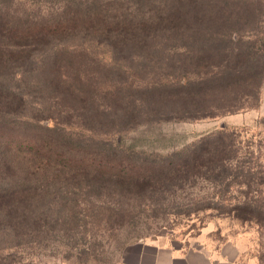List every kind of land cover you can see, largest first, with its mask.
<instances>
[{
    "label": "rangeland",
    "instance_id": "rangeland-1",
    "mask_svg": "<svg viewBox=\"0 0 264 264\" xmlns=\"http://www.w3.org/2000/svg\"><path fill=\"white\" fill-rule=\"evenodd\" d=\"M93 1L97 5L105 3ZM109 1L107 7L113 15L141 20L154 16L155 22L174 20L179 13L188 21V15L191 20L198 11L192 8L191 0ZM87 2L0 0V5H5L14 20L49 21L66 5L85 8ZM220 3L228 11L245 14L234 27V40L248 35L257 42L264 41V0ZM159 32L161 35L154 39L159 42L154 57L121 52L109 40L70 39L78 51L74 75L91 86L96 118L106 122L98 131L79 123L83 118L78 107L71 108L47 94L43 98L32 95L26 114L35 117L40 113L50 118L57 135L71 136L81 143V156L99 153L102 158L129 157L133 172L127 174L133 179L223 126L237 129L236 161L224 171L225 179L168 178L141 190L120 189L113 181L81 180L76 186L63 182L52 189L64 196L56 205L59 225L46 230H0V264H116L133 246L157 242L203 249L211 258L210 264H264V85L257 107L253 108L256 101H250L252 109L234 114L189 119L182 108L171 106L157 113L143 101L145 90L170 89L180 81L196 78L194 71L180 61L184 38L168 33L162 26ZM215 39L206 31L187 46L201 51ZM71 120L78 124L70 125ZM110 166L107 173L113 174L120 167L116 161ZM137 179L143 185L149 183Z\"/></svg>",
    "mask_w": 264,
    "mask_h": 264
},
{
    "label": "trees",
    "instance_id": "trees-1",
    "mask_svg": "<svg viewBox=\"0 0 264 264\" xmlns=\"http://www.w3.org/2000/svg\"><path fill=\"white\" fill-rule=\"evenodd\" d=\"M87 1L85 8L66 5L49 21L14 20L5 5H0V230L55 229L59 225L56 205L64 196L52 189L63 182L76 186L81 180L113 181L120 189L141 190L168 178L218 181L225 179L224 171L236 161L238 130L226 127L161 160L162 165L145 170L147 174L135 175L150 184L143 185L137 178H134L137 182L127 181L134 180L127 174L133 172L129 157L120 160L102 158L99 153L78 154L81 143L70 135L68 138L57 135L58 129L50 125V118L40 113L35 117L26 114L32 95L38 98L48 95L71 108L78 107L83 118L79 123L86 129L98 131L104 127L106 122L96 118L91 86L74 75L78 51L70 39L109 40L121 52L150 56L158 51L159 42L154 39L161 35L162 26L168 33L184 38L180 61L186 69L194 71L196 78L180 81L170 89L145 90L143 101L147 106L157 113L169 106L182 108L189 119L252 109L250 101H256L253 108L257 107L264 85V41L257 42L248 35L238 40L231 36L234 27L243 21L244 13L228 11L220 3L222 0H191L194 11L198 10L192 14L195 20L188 15L189 20L185 21L179 13L174 20L155 22L154 16L141 20L130 15H113L107 7L109 0L98 5L93 0ZM206 31L217 38L211 45L201 51L187 46ZM76 124L71 120L70 125ZM261 124L264 126V117ZM114 161L120 167L113 171L115 174L107 173Z\"/></svg>",
    "mask_w": 264,
    "mask_h": 264
},
{
    "label": "crops",
    "instance_id": "crops-1",
    "mask_svg": "<svg viewBox=\"0 0 264 264\" xmlns=\"http://www.w3.org/2000/svg\"><path fill=\"white\" fill-rule=\"evenodd\" d=\"M187 246L161 242L139 244L116 264H210L211 258L203 249Z\"/></svg>",
    "mask_w": 264,
    "mask_h": 264
},
{
    "label": "water",
    "instance_id": "water-1",
    "mask_svg": "<svg viewBox=\"0 0 264 264\" xmlns=\"http://www.w3.org/2000/svg\"><path fill=\"white\" fill-rule=\"evenodd\" d=\"M222 128H224V126Z\"/></svg>",
    "mask_w": 264,
    "mask_h": 264
}]
</instances>
